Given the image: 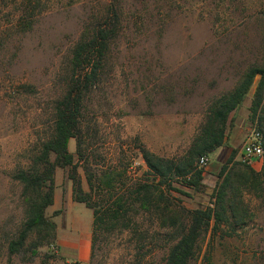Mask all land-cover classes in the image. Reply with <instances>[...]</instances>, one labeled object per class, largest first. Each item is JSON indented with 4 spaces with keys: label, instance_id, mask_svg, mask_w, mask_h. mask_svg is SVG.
<instances>
[{
    "label": "rangeland",
    "instance_id": "obj_1",
    "mask_svg": "<svg viewBox=\"0 0 264 264\" xmlns=\"http://www.w3.org/2000/svg\"><path fill=\"white\" fill-rule=\"evenodd\" d=\"M110 7L119 23L84 99L81 151L87 171L112 170L120 190L146 169L142 147L164 157L181 154L212 102L248 67L263 62L264 0H0V264H162L166 255L169 236L143 212L92 244V210L73 200L69 167L55 169L53 202L44 211L55 224L51 244L32 233L20 252L8 251L26 218L23 184L13 175L32 166L51 133L75 43ZM257 80L229 115L228 144L203 163V189L175 184L189 195L171 193L173 206L212 205L222 180L219 166L233 149L235 161L259 173L254 187L238 191L241 220L230 218L233 227L204 232L191 264H208V258L211 264H264V153L252 163L241 153L252 130L260 128L264 140V99L261 122L250 118ZM76 145L70 139L68 149L88 190Z\"/></svg>",
    "mask_w": 264,
    "mask_h": 264
},
{
    "label": "trees",
    "instance_id": "obj_2",
    "mask_svg": "<svg viewBox=\"0 0 264 264\" xmlns=\"http://www.w3.org/2000/svg\"><path fill=\"white\" fill-rule=\"evenodd\" d=\"M108 10L101 21L75 43L65 90L55 100L51 133L40 144L32 166L20 169L13 175L23 184L26 218L16 237L8 241V251L20 252L32 233H37L51 244L55 224L44 211L53 202L55 169L69 167L73 200L84 203L92 210V244L99 241L102 233L110 232L119 224L123 228L129 227V216L143 212L156 218L159 227L169 236L162 264H191L204 232L211 230L215 234L222 224L233 227L230 218L236 224L241 220L238 218L242 207L237 199L238 191L242 186L254 187V175L257 177L259 173L254 172L250 165L235 161L236 151L233 149L219 166L217 177L222 180L211 194L212 205L195 209H186L180 203L173 206L171 193L189 195L175 184L194 191L203 189L205 170L200 160L203 159L205 164L212 152L228 144L226 125L229 115L242 104L257 76L249 109L251 121L254 122L257 117L261 122L259 113L264 99V59L261 64L248 67L230 91L212 102L198 134L181 154L164 157L142 147L140 152L146 169L137 174L129 188L120 190L112 184V170L89 173L87 155L81 151L84 99L97 81L104 55L119 23L116 9L110 7ZM257 130L263 132L260 128ZM70 139L76 140L78 160L84 161L88 190L82 187L74 155L68 149ZM170 230L175 232L171 237ZM208 260V264H211L210 258ZM41 264L47 263L43 260Z\"/></svg>",
    "mask_w": 264,
    "mask_h": 264
},
{
    "label": "built area",
    "instance_id": "obj_3",
    "mask_svg": "<svg viewBox=\"0 0 264 264\" xmlns=\"http://www.w3.org/2000/svg\"><path fill=\"white\" fill-rule=\"evenodd\" d=\"M243 159L249 163L260 159L263 155V136L259 130H252L245 138L242 146ZM204 163V160H200Z\"/></svg>",
    "mask_w": 264,
    "mask_h": 264
},
{
    "label": "bare ground",
    "instance_id": "obj_4",
    "mask_svg": "<svg viewBox=\"0 0 264 264\" xmlns=\"http://www.w3.org/2000/svg\"><path fill=\"white\" fill-rule=\"evenodd\" d=\"M77 218V221H80L81 223H83V220L79 217H76Z\"/></svg>",
    "mask_w": 264,
    "mask_h": 264
},
{
    "label": "crops",
    "instance_id": "obj_5",
    "mask_svg": "<svg viewBox=\"0 0 264 264\" xmlns=\"http://www.w3.org/2000/svg\"><path fill=\"white\" fill-rule=\"evenodd\" d=\"M218 165V164H217Z\"/></svg>",
    "mask_w": 264,
    "mask_h": 264
}]
</instances>
